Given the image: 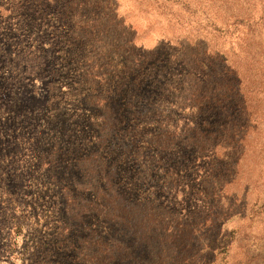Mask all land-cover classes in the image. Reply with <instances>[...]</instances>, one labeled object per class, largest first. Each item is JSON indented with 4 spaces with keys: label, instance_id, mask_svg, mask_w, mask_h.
I'll use <instances>...</instances> for the list:
<instances>
[{
    "label": "rangeland",
    "instance_id": "rangeland-1",
    "mask_svg": "<svg viewBox=\"0 0 264 264\" xmlns=\"http://www.w3.org/2000/svg\"><path fill=\"white\" fill-rule=\"evenodd\" d=\"M238 7L264 0H0V264H264Z\"/></svg>",
    "mask_w": 264,
    "mask_h": 264
},
{
    "label": "trees",
    "instance_id": "trees-1",
    "mask_svg": "<svg viewBox=\"0 0 264 264\" xmlns=\"http://www.w3.org/2000/svg\"><path fill=\"white\" fill-rule=\"evenodd\" d=\"M254 5V4H252ZM249 7V6H248ZM248 9V8H247ZM241 7H238V12L235 14V21L237 22V20L239 22H244V26H246V30L247 32L249 31V37L250 38H254V29L256 26L262 27L264 28V8L262 9V13L255 18L252 17L250 15H245L243 13H240ZM232 17L234 16L233 14L231 15ZM235 21L233 23H235Z\"/></svg>",
    "mask_w": 264,
    "mask_h": 264
}]
</instances>
